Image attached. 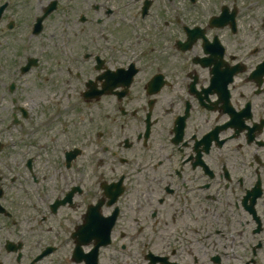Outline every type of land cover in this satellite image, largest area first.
<instances>
[{"label":"flooded vegetation","instance_id":"af4514ba","mask_svg":"<svg viewBox=\"0 0 264 264\" xmlns=\"http://www.w3.org/2000/svg\"><path fill=\"white\" fill-rule=\"evenodd\" d=\"M4 4L0 264H264V0Z\"/></svg>","mask_w":264,"mask_h":264},{"label":"rangeland","instance_id":"374dc122","mask_svg":"<svg viewBox=\"0 0 264 264\" xmlns=\"http://www.w3.org/2000/svg\"><path fill=\"white\" fill-rule=\"evenodd\" d=\"M79 45H80V43H79ZM8 51H9V53H10V50H8ZM11 56H12V55L10 54V55L8 56V58L11 59ZM0 62H1V61H0Z\"/></svg>","mask_w":264,"mask_h":264}]
</instances>
